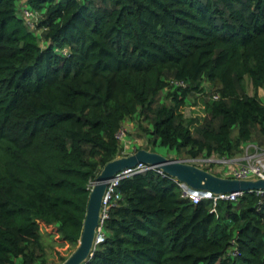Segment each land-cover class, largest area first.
<instances>
[{
	"label": "trees",
	"instance_id": "1",
	"mask_svg": "<svg viewBox=\"0 0 264 264\" xmlns=\"http://www.w3.org/2000/svg\"><path fill=\"white\" fill-rule=\"evenodd\" d=\"M259 88L264 0H0V264H51L41 222L76 246L128 118L174 156L264 146ZM116 190L84 264H264V191L192 202L156 169Z\"/></svg>",
	"mask_w": 264,
	"mask_h": 264
},
{
	"label": "water",
	"instance_id": "2",
	"mask_svg": "<svg viewBox=\"0 0 264 264\" xmlns=\"http://www.w3.org/2000/svg\"><path fill=\"white\" fill-rule=\"evenodd\" d=\"M137 162L156 164L167 175L183 181L193 188L211 190L215 194L236 190L264 191L263 175L250 177L219 175L178 156L163 155L150 146L138 147L104 163L91 181L78 242L59 264H84L92 255L96 229L101 217L102 199L108 179L124 167L134 165Z\"/></svg>",
	"mask_w": 264,
	"mask_h": 264
},
{
	"label": "built area",
	"instance_id": "3",
	"mask_svg": "<svg viewBox=\"0 0 264 264\" xmlns=\"http://www.w3.org/2000/svg\"><path fill=\"white\" fill-rule=\"evenodd\" d=\"M22 15L26 19V21L29 23H31V18L35 16L33 11H31L28 8L23 9ZM180 83H182V81ZM243 152L245 153V157H244L245 160L243 162L238 164L236 167H233L230 170V173H224L225 168H223L224 171L220 173L222 175L239 176V177H250V176H259V175L264 176V146L259 145L255 142L249 141L243 145V151L241 153ZM213 155L218 156V154L212 153L209 155H197V156H187L186 155L180 158L185 161L198 164L202 167H208V169H210L209 168L210 165H207V164H212L214 161L218 160V159H214ZM226 158H229V157H226ZM226 158H224L221 161L229 160ZM204 164H206V166ZM148 169H156L159 173L163 175L166 174L163 170H161L154 164L137 162L134 165L124 167L123 169L116 172L114 176L108 179L106 190H105V193L102 199L101 217L99 220V225L96 229L94 246L96 243L103 240L104 238V232L102 228L103 221L108 216L109 207L115 202V200L118 197H120V193L116 190V186L119 183L120 179H122L125 176H129L133 173L146 171ZM173 179L177 182L180 188L181 196L188 197L192 202H197L201 198H208L211 200L212 204L214 205L217 199H236V197L242 192L240 190H236V191L215 194L211 190L193 188L183 181H179L174 177Z\"/></svg>",
	"mask_w": 264,
	"mask_h": 264
},
{
	"label": "rangeland",
	"instance_id": "4",
	"mask_svg": "<svg viewBox=\"0 0 264 264\" xmlns=\"http://www.w3.org/2000/svg\"><path fill=\"white\" fill-rule=\"evenodd\" d=\"M23 3V0H21ZM22 7V6H21ZM246 87L249 92H252V86L248 80L246 79ZM258 94L260 95L261 99L264 101V89L259 88ZM205 98L203 94H197L196 96H189V100L183 107V112L186 116L195 115L201 117L204 115L205 111L203 110V100ZM139 122V117L128 118L123 122L122 128L119 132L120 141L122 145V153L126 154L133 150L134 147H145L147 146V137L148 134H145L143 131L137 128V123ZM143 125L147 124V121H140ZM153 150L166 155V156H174L177 152L174 148H169L163 144H159L158 142L152 144ZM178 156H185L183 154H179ZM245 153H238L235 156L226 158L223 156H216L213 155L214 159H218L214 161L210 165V169L213 171L224 173H230V170L233 167H236L238 164L245 160ZM224 158L229 159L227 161H221ZM241 158V159H240ZM206 166V164H204ZM41 234L42 240L45 244L46 249V257L51 262V264H59L60 263V255H67L70 253L71 246L68 243H62L59 238L57 237V232L54 226L46 225L41 222ZM19 262V258L17 259V263Z\"/></svg>",
	"mask_w": 264,
	"mask_h": 264
},
{
	"label": "bare ground",
	"instance_id": "5",
	"mask_svg": "<svg viewBox=\"0 0 264 264\" xmlns=\"http://www.w3.org/2000/svg\"><path fill=\"white\" fill-rule=\"evenodd\" d=\"M154 165H156V164H154Z\"/></svg>",
	"mask_w": 264,
	"mask_h": 264
},
{
	"label": "crops",
	"instance_id": "6",
	"mask_svg": "<svg viewBox=\"0 0 264 264\" xmlns=\"http://www.w3.org/2000/svg\"><path fill=\"white\" fill-rule=\"evenodd\" d=\"M171 157V156H170Z\"/></svg>",
	"mask_w": 264,
	"mask_h": 264
}]
</instances>
